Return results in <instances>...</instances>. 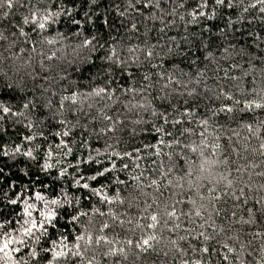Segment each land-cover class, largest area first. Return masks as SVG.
<instances>
[{"label": "trees", "instance_id": "16d2710c", "mask_svg": "<svg viewBox=\"0 0 264 264\" xmlns=\"http://www.w3.org/2000/svg\"><path fill=\"white\" fill-rule=\"evenodd\" d=\"M9 240L0 264H264V2L0 0Z\"/></svg>", "mask_w": 264, "mask_h": 264}, {"label": "snow or ice", "instance_id": "6c2138e0", "mask_svg": "<svg viewBox=\"0 0 264 264\" xmlns=\"http://www.w3.org/2000/svg\"><path fill=\"white\" fill-rule=\"evenodd\" d=\"M6 2H7V4H8L9 7L12 6V0H6ZM223 2H224V0H216V3H218V4H222ZM260 2H264V0H260ZM229 6H231V5H229ZM48 19H49V17H47V16L44 17V20H45V21H47ZM27 22H28V20H27V18H26V19H25V23H27ZM38 27L41 28V29H43V28L45 27V23H44V22H40V23L38 24ZM255 106H256V107H261V105H259V104L255 105ZM25 107H27V105H25ZM249 107H251V105H249ZM3 110H4L5 112L8 111L7 108H4ZM229 111H230V110H229ZM28 155H31V153L29 152ZM128 155H131V154L129 153ZM113 167H115V164H113ZM125 167H127V165H125ZM108 171H110V169L105 168L103 171H101V172H97L96 176L89 177L88 179H93V180H95V179L97 178V176H103L104 173H105V172H108ZM77 183H79V181H77ZM83 187H84V188H88L89 185H88L87 183H85V184H83ZM94 191H98V190H94ZM37 199H42V197H40L39 195H37ZM12 203H16V201H12ZM52 203L55 204V203H57V201L53 200ZM26 212H27V215H28V216H31V212H28L27 209H26ZM51 215H53V214H52V213L47 214V215H46V219H48ZM170 215H174V213H170ZM73 219H76V217H73ZM151 219H152L153 221H156L157 217H156L155 215H153V216L151 217ZM42 226H43V223L41 224V227H42ZM36 227H37V225H36V223L33 221L32 226L29 227V228H26L24 231H25L26 234H29V235H30V234L32 233L33 228H36ZM105 227H107V225H105ZM150 227H154V225H150ZM78 239H83V237H78ZM149 239H154V237H149ZM149 239H145V240L143 241V244H144V245H148V244H149ZM11 242H12V241H10V240H9V241H5L4 244H3V247H0V251H4L5 249H7V248L9 247V244H10ZM97 242H99V241H97ZM21 243H22V241H21ZM129 243H131V241H129ZM138 247H139V245H138ZM16 251H19V249H16ZM121 251H123V250L121 249ZM205 251H207V249H205ZM6 254H7V253H6ZM57 255H62V253H57Z\"/></svg>", "mask_w": 264, "mask_h": 264}]
</instances>
